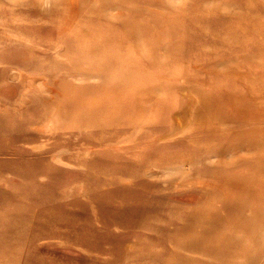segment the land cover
<instances>
[{
    "label": "rangeland",
    "instance_id": "1",
    "mask_svg": "<svg viewBox=\"0 0 264 264\" xmlns=\"http://www.w3.org/2000/svg\"><path fill=\"white\" fill-rule=\"evenodd\" d=\"M96 1L0 0V264H264V0Z\"/></svg>",
    "mask_w": 264,
    "mask_h": 264
},
{
    "label": "bare ground",
    "instance_id": "2",
    "mask_svg": "<svg viewBox=\"0 0 264 264\" xmlns=\"http://www.w3.org/2000/svg\"><path fill=\"white\" fill-rule=\"evenodd\" d=\"M95 2H97V1L95 0ZM68 4H69V3H68ZM110 10H111V9H110ZM121 11H122V10H121ZM109 12H110V11H109ZM117 12H118V11H117ZM122 12H123V11H122ZM105 13H106V12H105ZM120 14H123V13H120ZM114 15H115V14H114ZM159 57H160V56H159ZM251 57H252V56H251ZM196 66H197V65H196ZM196 66H195V67H196ZM197 67H198V66H197ZM23 72H24V71H23ZM23 72H22V73H23ZM236 72H237V71H236ZM14 73H15V72H14ZM239 73H240V72H239ZM16 74H17V73H16ZM19 74H20V73H19ZM248 75H249V74H248ZM37 76H38V75H37ZM43 77H44V76H43ZM12 79H13V77H12ZM17 79H18V78H17ZM17 79H16V80H17ZM40 79H41L40 77L37 78V79H36L35 77H34V79H31V80H30V81H31V86L34 85L35 87H37V86L39 85V83H41V82H40ZM44 79H45V77H44ZM56 79H57V78H56ZM30 81H29V82H30ZM56 82H57V81H56ZM52 83H53V82H52ZM41 84H42V83H41ZM27 85H28V84H27ZM52 85H53V84H52ZM29 86H30V85H29ZM53 86H54V85H53ZM53 86H52V87H53ZM26 87H27V86H26ZM40 87H42V86H40ZM30 88H31V87H30ZM35 89H36V88H35ZM42 89H44V88H42ZM54 89H55V88H54ZM37 90H39V89L37 88ZM26 91H28V90H26ZM35 91H36V90H35ZM50 91H51V90H50ZM42 92H44V91H42ZM45 92H46V91H45ZM54 92H55V91H54ZM51 97H52V96H51ZM27 98H28V97H27ZM20 102H21V101H20ZM21 103H22V102H21ZM175 119H176V118H175ZM54 120H55V119H54ZM141 123H142V122H141ZM139 126H140V125H139ZM222 126H223V125H222ZM137 127H138V126H137ZM220 127H221V126H220ZM2 129H3V128H2ZM41 131H42V129H41ZM136 132H137V131H136ZM122 138H123V137H122ZM158 139H159V138H158ZM119 141H120V140H119ZM121 141H122V140H121ZM121 141H120V142H121ZM117 142H118V141H117ZM117 142H116V144H117ZM119 145H120V143H119ZM116 146H117V145H116ZM112 147H113V146H112ZM114 147H115V146H114ZM241 149H242V148H241ZM206 154H207V153H206ZM212 155H213V154H212ZM217 155H218V154H217ZM217 155H215V156L217 157ZM56 156H57V155H56ZM219 156H220V155H219ZM223 156H224V155H223ZM223 156H222V157H223ZM227 156H228V155H227ZM227 156H226V157H227ZM202 157H203V156H202ZM187 158H188V157H187ZM187 158H186V159H187ZM204 158H205V157H204ZM181 161H182V160H181ZM224 161H225V160H224ZM148 162H149V161H148ZM183 163H184V162H183ZM188 163H189V162H188ZM185 164H186V163H185ZM179 166H180V165H179ZM149 170H150V169H149ZM152 170H153V168H152ZM142 171H143V170H142ZM148 173H149V172H148ZM153 173H154V171H153ZM151 174H152V173H151ZM151 174H150V175H151ZM154 174H155V173H154ZM156 174H157V173H156ZM152 175H153V174H152ZM152 175H151V176H152ZM167 175H168V174H167ZM167 175H166V176H167ZM19 180L24 184L23 186H26V187H27V185H29V184L23 182L22 180H24V181L27 180L28 182H31V181H34V178H33L32 176H23V177H21ZM191 182H192V181H191ZM31 185H32V184H31ZM211 185H213V184H211ZM214 186H215V185H214ZM208 187H209V186H208ZM217 187H218V186H217ZM45 190H46L45 185H42V184H41L40 187H39L38 189L32 188L30 191H25V192H15V191L11 190V193H9V194H5V193H2V192H1V193H0V198H1L3 195H8L9 197H12V196H15V195H16V196L19 197V198H16V199H21L23 202H25V201L27 200V201H34V203H35V202H36V203H41V204H43V205L45 206V208H46L45 203H46L47 201H49V200L52 198V196H51V195H46ZM0 191H1V190H0ZM6 193H7V192H6ZM21 193H23V194L21 195ZM225 194H226V192H225ZM250 195H251V193H250ZM253 197H254V196H253ZM249 198H250V197H249ZM253 199H254V198H253ZM253 199H252V200H253ZM258 199H259V198H258ZM252 200H251V201H252ZM260 200H262V199H260ZM241 201H243V200H241ZM246 201H247V199H246ZM246 201H244V203H245ZM248 201H249V199H248ZM249 202H250V201H249ZM249 202H247V203H248V206L250 205ZM255 202H256V201H255ZM260 202H261V201H260ZM36 203H35V204H36ZM254 204H256V203H254ZM242 205H243V204H242ZM248 206H247V208H248ZM252 206H253V205H252ZM259 206H260V205H259ZM262 206H264V203L261 205V207H262ZM249 207H250V206H249ZM247 208H246V209H247ZM255 208H256V207H255ZM253 209H254V207H253ZM261 209H262V211H263L264 208H261ZM261 209H259V211H260ZM247 211H248V213H249V211H252V210H246V212H247ZM253 212H254V211H253ZM250 213H251V212H250ZM259 213H260V212H259ZM261 214H263V212H262ZM253 215H254V214H253ZM262 216H263V215H262ZM224 218H225V217H224ZM239 218H240V216H239ZM5 219H6V218H5ZM212 219H213V218H212ZM259 219H260V218H259ZM259 219H258V217H257V218L255 217V221H262V219H261V220H259ZM0 220H1V219H0ZM196 220H197V219H196ZM220 220H222V219H220ZM3 221H4V220H3ZM3 221H2V222H3ZM6 221H7V219H6ZM197 221H199V223L201 222V220H197ZM212 221H213V222H211V223H214V222H215L214 220H212ZM222 221H223V220H222ZM263 221H264V220H263ZM9 222H10V221H9ZM12 222H13V220L11 221V223H12ZM253 222H254V221H253ZM6 223H8V222H6ZM215 223H216V222H215ZM215 223H214V224H215ZM217 223H218V222H217ZM222 223H223V222H222ZM254 223H256V222H254ZM254 223H253V224H254ZM259 223H260V222H259ZM1 224H2V223H1ZM3 224H4V223H3ZM8 224H10V223H8ZM8 224H5V225H8ZM202 224H203V226L205 227V228L203 227V228L205 229V233L202 235V234H200V233L197 232L198 234H200V235H199V238H200V239H199V238H196V240H197V239L201 240V237H202V241H199V242H202V243H203V242H204V241H203V238H204V237L206 238V237L210 236V235H211L210 232H211L212 230L209 228L208 223H204V221H203ZM253 224H252V225H253ZM256 224L258 225V223H256ZM256 224H254V225H256ZM220 225H221V224H220ZM223 225H224V224H223ZM235 225H236V224H235ZM237 225H239V224H237ZM224 226H225V225H224ZM231 226H232V225H231ZM233 226H234V225H233ZM233 226H232V227H233ZM259 226H262V227H263L264 225L261 224V225H259ZM0 227H1V226H0ZM235 227H236V226H235ZM239 227H240V225H239ZM2 228H3V227H2ZM5 228L8 229V230H12L11 227H10L9 225L6 226ZM242 228H243V227H242ZM242 228H239V230H242V231H240V233L243 232V230H245V228H243V229H242ZM0 229H1V228H0ZM231 229H232V228H231ZM233 229H234V227H233ZM261 229H263V228H261ZM1 230H2V229H1ZM229 230H230V229H229ZM19 231H20V230H19ZM201 231H204V230L202 229ZM207 231H208V232H207ZM212 232H215V231L213 230ZM229 232H230V231H229ZM236 232H237V231H236ZM245 232H246V231H245ZM201 233H202V232H201ZM215 233L217 234L218 232L216 231ZM232 233H233V235H234V231H233ZM253 233H255V232H253ZM217 235H218V234H217ZM221 235H222V234H221ZM224 235H227V234H224ZM230 235H231V233H230ZM228 236H229V235H228ZM234 236H235V238H237L238 235L236 236V234H235ZM252 236H253V235H252ZM231 237H232V235H231ZM231 237H230V238H231ZM253 237H254V236H253ZM262 237H263V236H262ZM225 238H226V237H225ZM235 238L233 237V239H235ZM243 238H246V237L243 236ZM248 238L251 240L250 237H248ZM248 238H247V239H248ZM258 238H259V237H258ZM7 239H8V238H7ZM206 239H208V238H206ZM209 239H210V238H209ZM218 239H219V238H218ZM220 239H221V238H220ZM256 239H257V237H256ZM256 239H255V240H256ZM260 239H261V237H260ZM260 239H257V240H260ZM3 240H4V239H3ZM216 240H217V236H216ZM216 240H215V241H216ZM222 240H223V239H222ZM224 240H225V239H224ZM235 240H238V239H235ZM239 240H240V239H239ZM257 240H256V244L258 243L257 245L259 246V245H260V243H259L260 241H257ZM6 241H7V240H6ZM197 241H198V240H197ZM205 241H206V240H205ZM207 241H208V240H207ZM233 241H234V240H233ZM242 241H243V240H242ZM209 242H210V240H209ZM213 242H214V240H213ZM217 242L220 243V241H218V240H217ZM223 242H224V241H223ZM248 242H249V241H248ZM5 243H6V242H5ZM197 243H198V242H197ZM204 243H205V242H204ZM226 243H228L227 238H226ZM0 244H1V243H0ZM206 244H207V243H206ZM211 244H212V243H211ZM215 244H217V243L215 242ZM224 244H225V242H224ZM229 244H231L230 246L233 245L232 243H229ZM229 244H228V245H229ZM234 244H236V243H234ZM250 244H251V243H250ZM196 245H197V244H196ZM207 245H208V244H207ZM218 245H221V246H222V244H218ZM218 245H217V246H218ZM228 245H227V247H228ZM257 245H256V246H257ZM215 246H216V245H215ZM217 246H216V247H217ZM258 246H257V247H258ZM200 247H202V246H200ZM210 247L212 248V246H210ZM213 247H214V245H213ZM216 247H215V248H216ZM233 247H234V246H233ZM236 247H237V246H236ZM263 247H264V246H262V248H263ZM206 248H209V246H208V247L206 246ZM258 248H259V247H258ZM204 249H205V247H204ZM204 249L202 248L201 250H204ZM224 249H225V248H224ZM256 249H257V248H256ZM260 249H261V248H260ZM209 250H210V249H209ZM211 250H214V249H211ZM219 250H220V249H219ZM214 251H215V250H214ZM252 251H253V250H251L250 253H253ZM261 251H263L262 253H264V250H263V249H262ZM223 252H224V251H223ZM226 252H227V250H226ZM237 252H238V251H237ZM259 252H260V251H259ZM213 253H214V252H213ZM262 253H261V254H262ZM214 254H215V253H214ZM206 255H207V253H206ZM209 255H210V253H208L207 256H209ZM218 255H219V254H218ZM250 256H252V254H251ZM262 256H263V255H262ZM209 257H210V256H209ZM212 257H213V255H212ZM263 257H264V256H263ZM214 258H215V257H214ZM231 258H232V257H231ZM215 259H218V258H215ZM220 260H221V259H218V261H220ZM250 262H251V261H250ZM227 264H228V263H227Z\"/></svg>",
    "mask_w": 264,
    "mask_h": 264
}]
</instances>
